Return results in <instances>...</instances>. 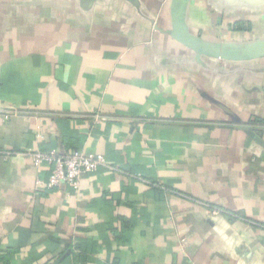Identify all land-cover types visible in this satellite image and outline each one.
<instances>
[{"label":"crops","instance_id":"obj_1","mask_svg":"<svg viewBox=\"0 0 264 264\" xmlns=\"http://www.w3.org/2000/svg\"><path fill=\"white\" fill-rule=\"evenodd\" d=\"M0 101L25 108L0 123L11 264H264V0H0ZM52 149L114 169L47 189L4 154Z\"/></svg>","mask_w":264,"mask_h":264},{"label":"built area","instance_id":"obj_2","mask_svg":"<svg viewBox=\"0 0 264 264\" xmlns=\"http://www.w3.org/2000/svg\"><path fill=\"white\" fill-rule=\"evenodd\" d=\"M24 109L0 101V123H5L12 117L24 115ZM102 118V117H99ZM41 125L37 129L41 130ZM44 137L42 132L37 133V138ZM5 157L24 156L31 160L36 169L40 170L44 164H50V174L44 180V186L54 188L62 183L71 186L75 191L80 190L83 175L97 171L100 168L114 169L113 165L101 153L85 150H57L50 151H6ZM196 264V263H191Z\"/></svg>","mask_w":264,"mask_h":264},{"label":"water","instance_id":"obj_3","mask_svg":"<svg viewBox=\"0 0 264 264\" xmlns=\"http://www.w3.org/2000/svg\"><path fill=\"white\" fill-rule=\"evenodd\" d=\"M170 33L178 41L193 49L198 54L223 59H245L260 55V48L251 46H231L229 43H213L191 33L189 27L181 22L175 24Z\"/></svg>","mask_w":264,"mask_h":264},{"label":"trees","instance_id":"obj_4","mask_svg":"<svg viewBox=\"0 0 264 264\" xmlns=\"http://www.w3.org/2000/svg\"><path fill=\"white\" fill-rule=\"evenodd\" d=\"M241 28L242 23H239ZM48 189V188H47ZM51 189V188H50ZM28 235V232L25 231V236ZM17 247L7 248L6 251L0 253V264H11L13 254H15Z\"/></svg>","mask_w":264,"mask_h":264}]
</instances>
